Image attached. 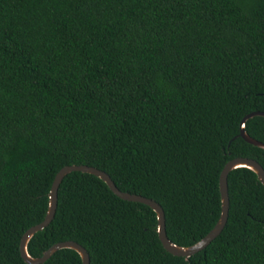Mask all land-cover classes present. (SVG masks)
I'll return each mask as SVG.
<instances>
[{
	"label": "trees",
	"instance_id": "1",
	"mask_svg": "<svg viewBox=\"0 0 264 264\" xmlns=\"http://www.w3.org/2000/svg\"><path fill=\"white\" fill-rule=\"evenodd\" d=\"M264 112V0H0V264H29L20 239L41 222L65 165L105 171L158 202L189 246L221 212L219 176L264 148L240 136ZM264 143V116L244 121ZM225 226L189 257L162 245L154 210L72 171L53 219L27 243L73 240L89 264H264V185L227 177ZM40 264H82L61 248Z\"/></svg>",
	"mask_w": 264,
	"mask_h": 264
},
{
	"label": "water",
	"instance_id": "2",
	"mask_svg": "<svg viewBox=\"0 0 264 264\" xmlns=\"http://www.w3.org/2000/svg\"><path fill=\"white\" fill-rule=\"evenodd\" d=\"M256 115L264 116V112L262 111L250 112L241 123L240 136L247 142L264 148V143L250 137L244 130V121ZM238 167H246L254 171L257 175L258 180L264 185V169L258 161L252 158H248V157H235V158L230 159L223 166L220 172V176H219L221 212H220V216H219L217 223L199 241L189 246H179L175 244L174 242H172L166 234L164 210L158 202H156L155 200L151 198H148V197H145L139 194L129 193V192L120 190L114 184L113 180L110 178V176L105 171L100 170L96 167L88 166V165H75V164L65 165L56 173L54 180L52 182V185L49 191L48 210L46 212L44 219L41 222L29 227L23 233L20 239L19 247H20L21 257L23 258L25 262L29 264H40V263L45 262L57 250L61 248H71V249L76 250L79 253L81 260H82V264H89L90 258H89L88 252L82 245H80L79 243L73 240H65V241L56 242L53 245H51L41 256H37V257L31 256L27 251V243L30 240V238L36 232L45 228L54 217L56 205H57V190L64 176L72 171H82V172L93 174L101 178L108 185V187L113 191V193H115L118 197L124 200L140 202V203L150 206L156 213L158 236L164 248L173 255L184 256L187 258L191 256L192 254L205 248L216 236H218V234L221 232V230L225 226V223L228 217V208H229L227 177L231 170L238 168Z\"/></svg>",
	"mask_w": 264,
	"mask_h": 264
}]
</instances>
